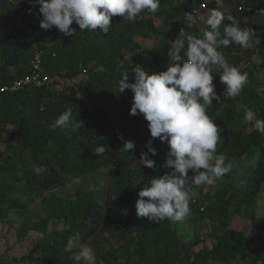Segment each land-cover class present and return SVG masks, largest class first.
I'll use <instances>...</instances> for the list:
<instances>
[{"label":"trees","instance_id":"1","mask_svg":"<svg viewBox=\"0 0 264 264\" xmlns=\"http://www.w3.org/2000/svg\"><path fill=\"white\" fill-rule=\"evenodd\" d=\"M173 1L0 0V89L31 75L36 54L50 77L0 92V225L44 197L40 222L17 230L21 244L42 234L18 263L264 264V216L251 214L250 236L231 228L264 186V0H226L229 15L218 0ZM148 31L163 40L146 61L125 60ZM245 53L258 62L238 73ZM205 58L214 69L193 70ZM56 77L74 84L56 88ZM103 168L104 203L83 187L71 200L47 196ZM178 212L213 233L184 242ZM50 223L64 229L47 234Z\"/></svg>","mask_w":264,"mask_h":264},{"label":"rangeland","instance_id":"2","mask_svg":"<svg viewBox=\"0 0 264 264\" xmlns=\"http://www.w3.org/2000/svg\"><path fill=\"white\" fill-rule=\"evenodd\" d=\"M180 0H174L172 3L177 4ZM208 0L206 3H208ZM219 3H222V7L220 8L223 10V13L229 15V13L234 9V5H225L223 3L226 0H218ZM203 15V14H202ZM205 16V17H204ZM211 13L203 15L201 18L196 19L194 22L198 24H205L206 20H209ZM21 19V14L16 18V21ZM164 17L161 18H154L155 28H162L163 30L169 32L172 29L171 24L164 23ZM163 38L159 39L156 37V33L154 31H148L145 33L144 37L136 38L135 43L138 44L133 50V53H127L125 56V60H128L130 63H134L135 61L132 59L133 57L137 60L146 61L145 55L146 52L150 51L154 46H158L157 44L161 42ZM243 64L237 69L236 72L240 73L241 71L247 69L253 62H258V56L256 55H242ZM208 58H205V61L202 62V67L200 69H193L197 71H211L213 68L212 62L210 63ZM123 62V61H122ZM214 69V68H213ZM167 69H165L166 71ZM162 71L157 80V85L160 89H165L168 85H171V79L167 72ZM159 75V74H158ZM157 75V76H158ZM260 83H264V71L259 70L256 73ZM85 79L83 74H80L78 77V81H82ZM155 81V77L153 78ZM53 85L56 88H67L73 81L66 80L64 78L56 77L53 79ZM156 82V81H155ZM260 91L263 90V86H257ZM97 102H102V104L106 107L111 109V103L105 98L104 96L96 97ZM113 112V110H112ZM205 150L202 148L198 152V155H201ZM209 152V151H208ZM202 156V155H201ZM112 177V172L110 168H103L99 171L92 172L79 180L71 181L64 187L55 189L47 196L51 197L53 195L55 198L61 197L65 199H74L76 197V192L83 187L85 191L92 192L95 197L98 199L99 202L104 203L105 192L108 185V181ZM219 182H214L212 185V192H215L216 188L218 187ZM15 196V195H13ZM46 196V195H44ZM194 198H197L194 196ZM21 202H24V199L21 198ZM44 197L38 195H31L27 202L24 203L25 208L21 211L22 213L18 215L15 213L16 211L11 210L8 216L7 222L0 225V263L1 264H21L18 263L20 258L23 255H27L30 252V248L34 245L35 241L42 237L41 233L32 232L29 235V238L26 243L21 244L17 241V230L20 228L22 223L26 220L31 221V226L33 227L34 224L40 222L42 217L45 214V207L43 202ZM251 214H254L256 218L264 216V186L262 188L261 193L259 194L258 202L255 206V209L246 208L238 218L234 221L231 228L235 231L243 232L245 236L252 235V223L251 219L249 218ZM171 225H173L178 234L181 236L184 242H192L194 240H201L202 238H206L208 235L212 234V229L214 228L215 223H210L207 220H204L203 223L200 221H192V216L187 215L183 212H178L174 218L171 220ZM51 223L49 227L46 229L47 234H50L53 231L63 230L64 225L62 223H57L55 227H53ZM243 258V257H242ZM25 264V263H23Z\"/></svg>","mask_w":264,"mask_h":264},{"label":"built area","instance_id":"3","mask_svg":"<svg viewBox=\"0 0 264 264\" xmlns=\"http://www.w3.org/2000/svg\"><path fill=\"white\" fill-rule=\"evenodd\" d=\"M202 7H204V6H202ZM240 9H241V7L239 8V10ZM198 13H199L198 10H195L193 12H189V13H187V17L191 20H194L196 18V14H198ZM32 65H33V71H32L31 75L26 76L20 80L14 81L10 85L3 86L0 89V92L1 93L18 92L20 90H23L29 84H32L38 88L48 84V82L50 81V77L47 74H45L42 70L41 54H36L34 60L32 61ZM193 67H196V65Z\"/></svg>","mask_w":264,"mask_h":264}]
</instances>
